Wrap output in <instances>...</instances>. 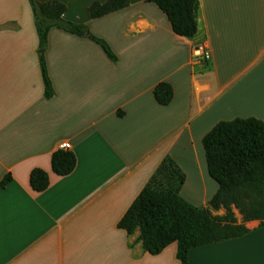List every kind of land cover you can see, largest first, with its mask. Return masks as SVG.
Instances as JSON below:
<instances>
[{"label": "crops", "instance_id": "1", "mask_svg": "<svg viewBox=\"0 0 264 264\" xmlns=\"http://www.w3.org/2000/svg\"><path fill=\"white\" fill-rule=\"evenodd\" d=\"M58 1L65 19L88 29L49 31L46 97L31 4L0 0V264H181L176 243L151 254L139 230L118 223L166 156L185 173L180 194L207 206L219 184L205 134L222 120L264 121V0H199L191 38L176 34L151 0L97 18L89 6L107 0ZM88 34L107 41L117 60ZM197 42L208 60L192 58ZM162 81L174 91L167 105L153 92ZM65 143L77 164L58 176L51 155ZM34 168L50 175L44 191L30 186ZM246 225L243 236L192 248L190 264H264V224Z\"/></svg>", "mask_w": 264, "mask_h": 264}, {"label": "trees", "instance_id": "2", "mask_svg": "<svg viewBox=\"0 0 264 264\" xmlns=\"http://www.w3.org/2000/svg\"><path fill=\"white\" fill-rule=\"evenodd\" d=\"M130 0L94 1L89 6L91 17L97 18L117 11ZM168 16L174 32L194 37L199 29L197 17L199 0H151ZM39 38L41 73L45 96L53 95L44 50L52 27L84 35L87 26L64 18L67 7L58 0H29ZM100 44L108 57L117 60L109 43L88 34ZM157 102L167 105L173 98V87L162 81L154 88ZM208 171L219 188L207 206H195L181 194L185 173L178 163L166 156L157 170L120 219L118 226L128 234L140 231L138 240L151 254L162 252L171 243L177 244L176 256L181 264H190L192 248L249 232L247 221L260 220L264 224V121L254 116L236 117L218 122L203 137ZM77 157L68 148H59L51 155L52 171L58 176L70 174L76 167ZM12 180L7 174L1 182L5 186ZM51 179L47 171L34 168L30 173V186L41 192ZM225 208L223 215L212 209ZM234 208L242 215L239 222Z\"/></svg>", "mask_w": 264, "mask_h": 264}, {"label": "built area", "instance_id": "3", "mask_svg": "<svg viewBox=\"0 0 264 264\" xmlns=\"http://www.w3.org/2000/svg\"><path fill=\"white\" fill-rule=\"evenodd\" d=\"M192 58L196 61L208 60L210 51L205 42H197L192 46ZM63 148L70 149L69 144H63Z\"/></svg>", "mask_w": 264, "mask_h": 264}, {"label": "rangeland", "instance_id": "4", "mask_svg": "<svg viewBox=\"0 0 264 264\" xmlns=\"http://www.w3.org/2000/svg\"><path fill=\"white\" fill-rule=\"evenodd\" d=\"M219 210V209H218ZM224 211V210H223ZM222 212V211H221ZM234 212H235V215L237 217V219H241L242 218V215L240 214V212L238 211V209L234 208ZM223 213V212H222ZM242 220V219H241Z\"/></svg>", "mask_w": 264, "mask_h": 264}, {"label": "water", "instance_id": "5", "mask_svg": "<svg viewBox=\"0 0 264 264\" xmlns=\"http://www.w3.org/2000/svg\"><path fill=\"white\" fill-rule=\"evenodd\" d=\"M85 34H87V31L85 32Z\"/></svg>", "mask_w": 264, "mask_h": 264}, {"label": "bare ground", "instance_id": "6", "mask_svg": "<svg viewBox=\"0 0 264 264\" xmlns=\"http://www.w3.org/2000/svg\"><path fill=\"white\" fill-rule=\"evenodd\" d=\"M254 106H257V105H254Z\"/></svg>", "mask_w": 264, "mask_h": 264}]
</instances>
